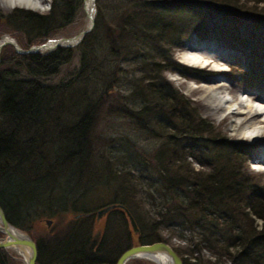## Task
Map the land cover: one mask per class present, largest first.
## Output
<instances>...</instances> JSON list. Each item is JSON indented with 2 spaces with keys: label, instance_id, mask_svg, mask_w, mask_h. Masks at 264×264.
<instances>
[{
  "label": "trees",
  "instance_id": "trees-1",
  "mask_svg": "<svg viewBox=\"0 0 264 264\" xmlns=\"http://www.w3.org/2000/svg\"><path fill=\"white\" fill-rule=\"evenodd\" d=\"M81 6L82 0H50L45 12L14 8L4 17L25 49L70 35ZM96 8L92 28L72 47L24 54L9 44L1 47L6 51L0 52V207L6 220L31 235L29 229L44 219L74 213L65 230L31 235L35 264H114L132 245L165 241L160 229L168 238L192 242L181 264H264V190L241 175L233 145L201 136L203 122H190L186 110L174 105L182 97L161 76L165 70H192L170 60L169 48L181 47L191 34L206 40L205 19L228 26L245 19L264 22V0H97ZM251 32L247 42L222 38L244 51L258 39L254 32L260 34ZM248 50V58H258L259 48ZM75 56L72 72L49 80ZM260 57L264 61V54ZM132 69L143 72L138 80ZM254 70L248 65L247 75ZM120 86L137 100L125 113L107 109ZM117 113L138 127L146 124L161 140L158 146L141 154L127 135L95 132L102 115ZM192 160L200 165L204 160L210 169L195 170ZM105 182L119 198L95 210L84 201L80 205ZM109 203L130 212L137 233L123 211L112 209L99 219L98 237H92L87 218ZM200 250L215 261L193 254ZM0 264H11L1 248Z\"/></svg>",
  "mask_w": 264,
  "mask_h": 264
},
{
  "label": "rangeland",
  "instance_id": "rangeland-1",
  "mask_svg": "<svg viewBox=\"0 0 264 264\" xmlns=\"http://www.w3.org/2000/svg\"><path fill=\"white\" fill-rule=\"evenodd\" d=\"M49 2L50 0L45 1L47 7L41 11L39 9L37 10L21 6L13 7L29 9L42 13L48 10ZM96 2L97 0H93L95 7L94 17L97 14ZM83 3L84 1L82 0L81 9L77 12L75 19L69 27V31L71 33L70 35L83 28L87 21L85 15L86 11L83 9ZM1 5L2 4L0 3V36L5 35L13 38L17 43V36L13 35L12 31L8 30L12 24L7 22L4 17V14L14 8L12 6L6 8V6ZM247 5L252 4L248 2ZM261 5L262 4H259V6ZM203 17L206 18V16ZM203 26L208 30L206 40L199 39L194 34H191L190 38L185 40L179 48H169L168 45L165 46V48H169L168 57L170 60L183 67L191 68L192 70L188 71L186 74L177 71L165 70L162 72L161 76L167 83L166 85H168L169 90L176 92L182 97L183 101H176L174 102V105L186 110V112L189 114L190 122L198 120L203 122L205 129L201 132V136L204 139H209V141L213 140L221 142L222 139H224L226 140V144H229V147L233 145L235 149L234 155L238 157L236 166L238 163V169L241 175H244V179H247L249 182L264 190V169H258L260 167H264V134L256 138H252L251 140L245 137L242 138L241 136L231 132L229 125L232 119V114L230 112L224 113L221 109L222 107L215 108L212 98H210L209 95L206 97L207 94H204L203 89L205 86L213 85L214 81L219 79V81L221 80L220 82L224 84L221 86V94L226 99L231 97L238 98L240 93L248 95L251 99L256 97L264 98V90L262 89L264 87V61L260 57L264 54V22H255L245 19L244 24L242 22H238V24L236 23L234 26H228L223 20L214 22L209 19H205ZM253 28L258 29L260 34L258 35L257 32H254L258 36V39L254 42H248L249 46L246 47L250 48L253 45L254 47L259 48V52L255 53V56H258V58L255 59L256 62L252 57L248 58L249 48L242 47L244 51H241L239 50L240 48L238 49V46L232 47L230 44H228L229 41H223V38H233V40L237 39L240 42H247L248 37L250 38L252 36L251 30L255 31ZM241 44L245 46L244 43ZM187 49L202 52L205 56L210 58V63L204 66H192L183 63L181 57ZM5 51V48H2L0 51L2 52L1 54L3 56L5 55ZM249 56H251V53ZM250 64L255 66V70L252 74L247 75L246 68ZM76 65L77 58L75 56L71 60L70 64L61 67L59 73L49 78V80L54 82L59 78H64L66 74L73 71ZM131 67L135 66L131 65ZM142 74L143 72L138 73L133 69L131 71V76L136 80H138ZM246 75L250 77L248 84L244 80ZM129 92H127V89L123 86L116 88V90L110 94L109 99L110 103L112 104L111 107L110 105H107V109L111 108L113 112L121 113H125L126 110L134 109L137 105V100H135L136 95L130 96L128 94ZM115 115L116 116L102 115V118H100L96 126L95 132H99L100 135L106 137L115 136L117 134L127 135L133 142L135 149L141 154H149L155 149L156 146H158L161 140L145 129L146 124L138 127L132 123L134 121L120 116L118 113ZM149 127L153 131H156L157 134L159 133L157 126L150 124ZM213 143L218 145L222 144L216 142ZM224 146L226 147V145ZM208 150L209 149L206 151ZM201 162L204 165H200L199 162L192 160V166L195 170L199 169L205 172L208 171L210 166L204 160ZM109 184L112 183L105 182L102 184L103 186H98L94 190L91 189V191H89V193L81 200V202L79 201L80 205H82L84 201L86 206H94L91 209L95 210V208L100 205L99 203L105 204V202H109L113 197L119 198L118 196L111 193V189L108 188V186H110ZM73 214L74 213L72 212H65L56 215L53 222H50L49 225L42 223L37 226H33L31 229H29V232L33 238H36L40 232L43 234L47 233L52 235V230H55V228L58 230H65L64 228L71 222ZM116 218L118 219V217ZM87 222L89 223L87 225L91 227L92 237H98L102 231L101 220L95 221L94 217H91L90 219L87 218ZM256 222L258 224L257 226H259L261 221L257 220ZM159 231L161 238L169 243L172 248H176L179 251H184L182 254H178L180 258L186 256L188 254L189 248L193 246L191 244L192 242L180 240L176 235H171L170 238H168L169 233L165 229H160ZM31 235L29 236L31 237ZM3 236V233L0 232V239ZM132 243H136V240L133 239ZM1 249L7 253L11 264H23L22 258L19 257L14 251L9 248ZM193 254H198L199 256H202L201 254H203L204 257L205 255H207V257L210 255L211 261H215L214 255L209 253L207 250H200L198 252L194 251ZM125 264L156 263L144 258H132L129 259Z\"/></svg>",
  "mask_w": 264,
  "mask_h": 264
},
{
  "label": "water",
  "instance_id": "water-1",
  "mask_svg": "<svg viewBox=\"0 0 264 264\" xmlns=\"http://www.w3.org/2000/svg\"><path fill=\"white\" fill-rule=\"evenodd\" d=\"M83 9L86 8L85 1L83 0ZM86 10V9H85ZM93 14H94V4L93 0H90V14L85 13L86 23L83 28H81L76 33L69 36H59L54 38H48L40 44H33L27 48H21L13 38L2 35L0 36V49L3 45L9 44L13 49L20 54L32 53V52H45L53 49L57 46L72 47L76 45L82 36L87 33L93 26ZM112 209H120L125 214L127 222L133 233L138 232L136 223L130 214V212L119 203H109L95 211L94 219L98 221L102 216ZM77 217V215H75ZM46 225H49L50 220H43ZM12 227L15 229L16 234H12L9 228ZM3 230V231H2ZM0 232L3 233V237L0 239V248H10V247H20L27 250V256L23 261V264H35L37 249L36 244L29 234L25 231L18 229L17 227L10 224L1 208H0ZM5 232V233H4ZM154 254H161L166 264H181L180 257L174 252L172 246L165 241H155L148 244H137L132 245L129 248L122 251L116 258L114 264H125L129 259L132 258H144L153 261L156 264H159L156 260L148 258L147 256H153Z\"/></svg>",
  "mask_w": 264,
  "mask_h": 264
},
{
  "label": "bare ground",
  "instance_id": "bare-ground-1",
  "mask_svg": "<svg viewBox=\"0 0 264 264\" xmlns=\"http://www.w3.org/2000/svg\"><path fill=\"white\" fill-rule=\"evenodd\" d=\"M45 1L46 0H16L15 6L27 7L37 10L39 9L41 11L47 7ZM1 4L6 6V8L11 6L13 7V5L7 3L6 0ZM85 6V11L89 15L90 0L85 1ZM181 58L183 63L192 66L208 65L211 61L210 58L205 56L202 52L191 49H187ZM220 81L218 79L214 81L213 85L205 86L203 89L204 94H207L206 97L209 95V97L212 98L215 108L222 107L221 109L224 113L230 112L232 114V119L229 125L230 131L238 136H241L242 138L245 137L251 140L252 138H256L264 134V98L256 97L251 99L248 95L240 93L238 98L231 97L226 99L221 94V86L224 84H222ZM9 230L12 234H16L15 229L12 227H10ZM9 249L14 251L19 257L22 258V260H24L27 256L26 249L20 247H10ZM147 257L156 260L159 264H166V261L161 254H154L153 256Z\"/></svg>",
  "mask_w": 264,
  "mask_h": 264
},
{
  "label": "clouds",
  "instance_id": "clouds-1",
  "mask_svg": "<svg viewBox=\"0 0 264 264\" xmlns=\"http://www.w3.org/2000/svg\"><path fill=\"white\" fill-rule=\"evenodd\" d=\"M4 2H5V0H0V3H4ZM6 2L11 4V5H13V6H15L16 0H6Z\"/></svg>",
  "mask_w": 264,
  "mask_h": 264
}]
</instances>
